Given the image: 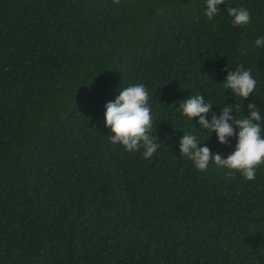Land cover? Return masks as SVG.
I'll list each match as a JSON object with an SVG mask.
<instances>
[{
  "label": "trees",
  "instance_id": "obj_1",
  "mask_svg": "<svg viewBox=\"0 0 264 264\" xmlns=\"http://www.w3.org/2000/svg\"><path fill=\"white\" fill-rule=\"evenodd\" d=\"M228 7L251 22L234 26ZM218 8L209 20L206 0H0V264H264V164L248 181L180 153L184 133L225 159L237 144L178 111L189 96L217 117L254 103L264 120V0ZM241 65L257 81L242 100L223 86ZM135 84L160 144L148 159L105 125Z\"/></svg>",
  "mask_w": 264,
  "mask_h": 264
},
{
  "label": "clouds",
  "instance_id": "obj_2",
  "mask_svg": "<svg viewBox=\"0 0 264 264\" xmlns=\"http://www.w3.org/2000/svg\"><path fill=\"white\" fill-rule=\"evenodd\" d=\"M114 3H119V0H114ZM206 3L205 15L212 20L218 15V5L224 4V0H206ZM226 10L232 17L234 26L251 22L252 17L245 7H228ZM254 43L257 47L264 46V37L257 38ZM256 85L257 81L250 70H244L242 65L235 71H229L223 82L224 88L231 90V93L239 96L241 100L253 94ZM148 101L149 93L145 86L135 84L123 88L114 102L110 101L105 105V125L111 129V143H119L129 152L139 151L143 147L145 159L151 158L160 147L156 142L157 137L154 139L150 134L153 123ZM179 104L178 111L191 121L198 117L200 128L215 132L220 144H228L229 138L233 136L237 138L234 152L225 159L219 153L213 154L207 146L201 147V143L192 133H184L180 140L181 155L189 158L200 171L207 170L210 162H213L218 167L240 172L248 181L255 180L258 166L264 164V120L260 109L254 103H249V116L237 118L230 113L241 111V104L225 105L217 117V114L212 112L213 105L207 102L203 95L189 96ZM209 113L210 121L206 118ZM236 128H239L238 133ZM232 174V171H229L228 175Z\"/></svg>",
  "mask_w": 264,
  "mask_h": 264
}]
</instances>
